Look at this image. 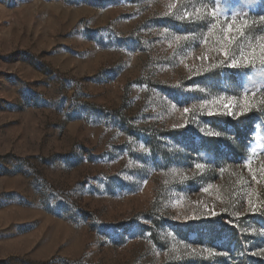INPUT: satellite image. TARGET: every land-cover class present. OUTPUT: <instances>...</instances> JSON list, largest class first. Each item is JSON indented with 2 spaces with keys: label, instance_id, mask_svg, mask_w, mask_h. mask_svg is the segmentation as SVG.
Returning a JSON list of instances; mask_svg holds the SVG:
<instances>
[{
  "label": "rangeland",
  "instance_id": "obj_1",
  "mask_svg": "<svg viewBox=\"0 0 264 264\" xmlns=\"http://www.w3.org/2000/svg\"><path fill=\"white\" fill-rule=\"evenodd\" d=\"M261 17L0 0V264H264Z\"/></svg>",
  "mask_w": 264,
  "mask_h": 264
},
{
  "label": "snow or ice",
  "instance_id": "obj_2",
  "mask_svg": "<svg viewBox=\"0 0 264 264\" xmlns=\"http://www.w3.org/2000/svg\"><path fill=\"white\" fill-rule=\"evenodd\" d=\"M261 20H264V17H261ZM236 31H240V30L239 29H236ZM227 32L228 33H232L233 32V26H232V24H229L228 25ZM225 39L228 40L229 42H231L234 39V37L231 36V35H228V36L225 37ZM259 52H260L261 62L264 63V42H262L259 45ZM256 54H257V50L256 49H252L247 55L242 56V59L244 60V62L246 64L251 63L252 60L256 57ZM224 55H225V57H227L228 56V52L225 51L224 52ZM238 63H239V61L233 59L230 66L231 67H235V66L238 65ZM225 108L226 109L227 108H231V105H225ZM184 112L185 113L189 112V109L188 108H185L184 109ZM227 114L231 115L232 113L231 112H228Z\"/></svg>",
  "mask_w": 264,
  "mask_h": 264
}]
</instances>
